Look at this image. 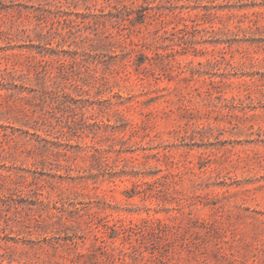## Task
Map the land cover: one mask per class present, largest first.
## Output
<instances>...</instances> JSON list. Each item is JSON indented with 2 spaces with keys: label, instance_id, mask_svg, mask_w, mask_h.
Here are the masks:
<instances>
[{
  "label": "rangeland",
  "instance_id": "1",
  "mask_svg": "<svg viewBox=\"0 0 264 264\" xmlns=\"http://www.w3.org/2000/svg\"><path fill=\"white\" fill-rule=\"evenodd\" d=\"M0 264H264V0H0Z\"/></svg>",
  "mask_w": 264,
  "mask_h": 264
},
{
  "label": "trees",
  "instance_id": "2",
  "mask_svg": "<svg viewBox=\"0 0 264 264\" xmlns=\"http://www.w3.org/2000/svg\"><path fill=\"white\" fill-rule=\"evenodd\" d=\"M141 63H142V61H141Z\"/></svg>",
  "mask_w": 264,
  "mask_h": 264
}]
</instances>
